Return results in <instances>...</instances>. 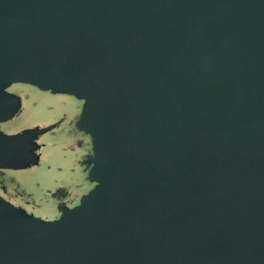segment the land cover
<instances>
[{
  "label": "water",
  "instance_id": "1",
  "mask_svg": "<svg viewBox=\"0 0 264 264\" xmlns=\"http://www.w3.org/2000/svg\"><path fill=\"white\" fill-rule=\"evenodd\" d=\"M13 83L81 101L93 186L51 220L0 195V264H264V0H0V122Z\"/></svg>",
  "mask_w": 264,
  "mask_h": 264
},
{
  "label": "flooded vegetation",
  "instance_id": "2",
  "mask_svg": "<svg viewBox=\"0 0 264 264\" xmlns=\"http://www.w3.org/2000/svg\"><path fill=\"white\" fill-rule=\"evenodd\" d=\"M15 84H23L28 89L14 90ZM7 90L20 97L21 106L11 118L0 122V131L15 133L36 125L56 126L38 135L37 163L22 169L0 168V195L28 213L55 219L60 214L59 207L74 206L93 186L88 178L93 160L90 138L76 126L81 101L24 83H13ZM44 110L56 115L47 120H34L40 119L35 116ZM37 121L46 124L39 125Z\"/></svg>",
  "mask_w": 264,
  "mask_h": 264
},
{
  "label": "rangeland",
  "instance_id": "3",
  "mask_svg": "<svg viewBox=\"0 0 264 264\" xmlns=\"http://www.w3.org/2000/svg\"><path fill=\"white\" fill-rule=\"evenodd\" d=\"M14 90H20V89H23V90H27L28 87L23 85V84H15L14 87H13ZM22 94V93H21ZM45 112L41 113V115H37L35 116L36 118H40V119H34V120H47V119H51L53 118L55 115H56V112H51V111H47V110H44ZM34 124V123H33ZM37 124L39 125H44L46 124V122H43V121H37ZM42 140V139H41ZM40 170V169H39ZM41 170H44V168H41ZM50 188H53V186H49Z\"/></svg>",
  "mask_w": 264,
  "mask_h": 264
}]
</instances>
